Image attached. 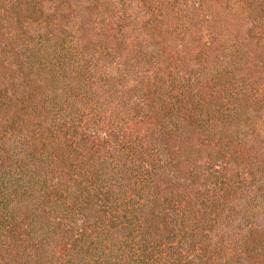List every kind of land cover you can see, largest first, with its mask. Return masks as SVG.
<instances>
[{
	"label": "trees",
	"instance_id": "16d2710c",
	"mask_svg": "<svg viewBox=\"0 0 264 264\" xmlns=\"http://www.w3.org/2000/svg\"><path fill=\"white\" fill-rule=\"evenodd\" d=\"M0 264H264V0H0Z\"/></svg>",
	"mask_w": 264,
	"mask_h": 264
}]
</instances>
